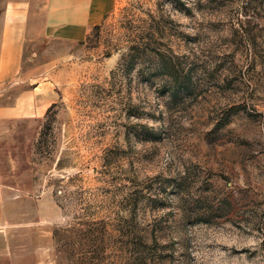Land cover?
I'll list each match as a JSON object with an SVG mask.
<instances>
[{
    "label": "rangeland",
    "instance_id": "rangeland-1",
    "mask_svg": "<svg viewBox=\"0 0 264 264\" xmlns=\"http://www.w3.org/2000/svg\"><path fill=\"white\" fill-rule=\"evenodd\" d=\"M35 4L0 85L17 264H264V0Z\"/></svg>",
    "mask_w": 264,
    "mask_h": 264
},
{
    "label": "crops",
    "instance_id": "crops-1",
    "mask_svg": "<svg viewBox=\"0 0 264 264\" xmlns=\"http://www.w3.org/2000/svg\"><path fill=\"white\" fill-rule=\"evenodd\" d=\"M35 2L36 0H0V85L6 77V54H15V48L6 46V40L22 39L20 33L14 31L15 26L24 22L26 12L35 7ZM26 22L33 23L34 21L29 18ZM4 198L5 193L1 190L0 199ZM2 232L3 230L0 229V264H17L14 235L13 233L4 235Z\"/></svg>",
    "mask_w": 264,
    "mask_h": 264
},
{
    "label": "trees",
    "instance_id": "trees-1",
    "mask_svg": "<svg viewBox=\"0 0 264 264\" xmlns=\"http://www.w3.org/2000/svg\"><path fill=\"white\" fill-rule=\"evenodd\" d=\"M88 246V245H87ZM89 250V249H88ZM88 252V251H87ZM90 252V251H89ZM92 253V252H91Z\"/></svg>",
    "mask_w": 264,
    "mask_h": 264
}]
</instances>
